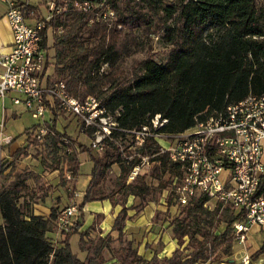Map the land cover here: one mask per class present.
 <instances>
[{
    "label": "trees",
    "instance_id": "16d2710c",
    "mask_svg": "<svg viewBox=\"0 0 264 264\" xmlns=\"http://www.w3.org/2000/svg\"><path fill=\"white\" fill-rule=\"evenodd\" d=\"M96 1L54 0L56 8L64 10L46 23L41 32L42 47L49 50L51 32L54 71L63 75L60 81L66 84L68 93L80 101L97 98L120 130H138L159 115L167 124L158 132L180 134L230 104L264 94V0H106L116 17L110 25L97 20L93 13L73 8L75 3ZM17 5L33 11L36 17L40 15L39 6ZM138 31L156 34L157 40L169 49L167 58L157 62L146 57L132 67L128 76H121L118 65L131 48L138 47ZM49 65L47 62L46 66ZM103 66L106 71H101ZM50 110L52 120L42 125L47 134L41 142L30 140L40 149L41 167L44 171L59 172L60 184L66 186V176L75 183L80 172L79 155L85 154L92 164L89 182L74 226L62 235L60 247L46 239L57 220V209L52 208L47 218L21 211L17 201L23 183L1 192L0 264H107L104 253L111 250L113 242L119 244L116 264H199L209 261L217 251L220 253L212 262L222 264L223 257L232 256L235 237L231 226L236 218L230 207L221 203L209 211L204 207L208 202L205 197L179 207V214L169 223L178 245L170 258L153 257L146 261L138 256L132 243L124 239L128 210L124 206L112 228L114 238L106 235L87 239L102 216H96L95 223L79 233L85 205L109 199L100 189L113 165L120 172L114 186L119 188L123 202L130 196L137 198V209L153 200L152 190L143 180L125 184L141 158L151 157L156 172L166 175L160 182L161 190L170 189L173 178L180 175L179 165L169 162L167 154H160L152 138L135 147L131 159H123V153L131 156L128 149L134 143L116 130L102 141L101 151L97 152L60 133L56 122L62 112L57 108ZM37 128L34 126L33 130ZM94 132V128H89L85 135L93 140ZM127 138L131 139L129 147L124 146ZM72 191L71 195L74 188ZM258 193H264V175ZM222 224L223 231L216 233ZM72 235L79 237V250L86 253L84 260L70 250ZM263 253L261 247L251 255L252 261Z\"/></svg>",
    "mask_w": 264,
    "mask_h": 264
},
{
    "label": "built area",
    "instance_id": "2783aa9c",
    "mask_svg": "<svg viewBox=\"0 0 264 264\" xmlns=\"http://www.w3.org/2000/svg\"><path fill=\"white\" fill-rule=\"evenodd\" d=\"M44 8L45 14L36 17L14 1L7 2L5 19L11 44L9 52L0 55V100L9 99L14 107H22L30 114L38 126L35 139L41 141L47 134L42 125L45 115L54 108L76 118L84 132L95 129L90 147L97 152L113 130L128 135L134 148L152 138L160 154H167L169 162L179 165L180 175L173 178L169 189L177 207H186L199 197L208 199L204 207L209 211L210 203L229 206L236 218L231 230L239 244L246 242L252 227L264 226V193H258L264 175V94L230 104L180 134L158 132L167 124L159 115L138 130H120L97 98L80 101L68 93L63 81L51 76L50 66H46L49 52L42 47L41 32L64 8H56L54 0H47ZM73 8L93 13L108 25L116 20L106 0L75 3ZM3 125L0 122V136L4 143H10L2 134ZM139 169L138 165L133 167L126 184L135 180ZM77 215L76 203L59 210L55 225L61 236L71 231ZM248 260L245 255L242 263L248 264Z\"/></svg>",
    "mask_w": 264,
    "mask_h": 264
},
{
    "label": "rangeland",
    "instance_id": "374dc122",
    "mask_svg": "<svg viewBox=\"0 0 264 264\" xmlns=\"http://www.w3.org/2000/svg\"><path fill=\"white\" fill-rule=\"evenodd\" d=\"M46 0H39V13L45 14V2ZM36 5V6H37ZM138 37V47L131 48L125 58L119 63L118 65V72L121 76H128L130 74V70L132 67L139 61L145 59L146 57H151L152 59L156 60L157 62H164L167 58L168 54V47L163 46L158 40L156 34L146 35L142 32H137ZM53 42V34L51 32L48 33V54H49V66H50V73L51 76L55 80H60L63 78V75H58L55 73V59H54V50L51 48ZM106 66H103L101 71H106ZM100 102V101H99ZM9 106H11L9 104ZM12 107V106H11ZM16 109V111L23 110L22 107H12ZM21 112L19 115L20 118L16 119H9L6 124L4 122L2 128V134L4 137L10 139L9 141H13L12 147H17V144L20 141H23L24 134L27 129H30L32 126L36 124V121L33 120L29 113L25 110ZM18 114V113H17ZM45 118H49V115L46 114ZM48 121H51L49 119ZM56 129L60 133H65L66 135L71 136L72 138L76 139L79 143L90 146L91 139H88L85 135L83 127L80 125V122L69 115H64L63 113L58 116L56 122ZM27 134V133H26ZM163 141V140H162ZM162 143V142H161ZM9 143H4L0 145V193L3 191L11 190L16 184L23 183L22 191L19 195V200L17 201V206L21 211L27 210L26 208L30 205L27 204L34 202L38 199H43L44 196L49 191L48 189H52L53 186H48L50 184H55L59 180L60 177L58 175H50L48 171H44L39 162V152L40 149L36 148L33 144H31L30 140H24L21 145H19L15 150L9 152L8 146ZM131 145V139L127 138V141L124 143L125 147H129ZM131 153L132 157L135 154V148L130 146L128 149ZM19 151L20 153L17 156H12L15 152ZM61 154V152H60ZM125 153H123V159L127 160L130 159ZM264 159V158H263ZM79 161L83 162L82 167V176L79 179V189L80 186L87 181V172H90L92 164L89 161L88 157L85 154H80ZM139 171L134 181L131 182H140L143 180L147 185L150 186L152 190L153 200L158 201L159 199L163 200L166 205L168 206L169 210L163 214L159 218V220L167 221V223H171V221L179 214L180 208L173 202L171 199L170 190H161L160 182L164 181L166 175H161L156 172L155 168L157 167L156 164L152 161L151 157H145L141 159L138 164ZM38 172L40 175H37ZM119 168L117 165H113L109 172L107 173L106 180L101 186L100 192L103 195H107L109 197L110 202L119 203L121 205L126 204L128 201L133 203V205H139V200L137 198H128L124 200L121 197V193L119 192V188L115 187V183L117 177L119 176ZM129 175V174H128ZM128 175L125 179L128 178ZM67 185L69 188H74V183L72 180L67 179ZM82 183V185H81ZM56 188V187H53ZM163 195L164 197H161ZM151 197V196H150ZM148 197V199H150ZM70 200V198H68ZM60 201V199H58ZM70 203V201H69ZM77 204V203H76ZM26 205L27 207H24ZM1 224V219H0ZM224 224H222L216 233H221L224 229ZM263 231L262 234L264 235V226L262 227ZM51 243L55 246L53 239L50 240ZM79 237L78 235H72L69 239V246L72 254H74L78 259L84 260V254L79 250L78 247ZM187 241V240H186ZM185 242L181 249L186 246ZM256 248L257 243L255 239H248L245 245L239 246L236 240L233 241V248L232 252L233 255L231 259H236L235 264H243L241 262V258L244 257L242 254V250H246L247 255L249 257L248 262H252V264H264V253L261 254L256 260L252 261V253L249 251V246ZM260 248L264 247V241L260 243ZM111 250L104 253V259L107 264H116L117 260L115 259L118 254L117 250L119 249V244L117 242H113L111 245ZM220 253V251H219ZM218 251L212 256L210 261L212 262L217 255H219ZM235 254V255H234ZM115 257V258H114ZM229 258L223 257V260L227 262ZM241 262V263H240Z\"/></svg>",
    "mask_w": 264,
    "mask_h": 264
},
{
    "label": "crops",
    "instance_id": "0c3cea01",
    "mask_svg": "<svg viewBox=\"0 0 264 264\" xmlns=\"http://www.w3.org/2000/svg\"><path fill=\"white\" fill-rule=\"evenodd\" d=\"M8 1L11 0H0V55L7 54L9 52V48L11 44V33L7 21L5 19ZM12 1H14L16 4L28 3L33 6H36L37 4L39 5L40 2V0L39 2H37L38 0H12ZM9 104L12 107H14L9 101V99H4L3 101L0 100V122L3 121L5 122V124L9 119L20 118L19 115H21V112H24L23 110L17 112L16 109L9 106ZM47 114L49 115V118H45V122H48L49 119L52 120L53 118V112L50 111ZM36 125L37 123L34 126ZM34 126L26 130L23 137V141L35 139L34 138L35 132L33 130ZM13 141L14 140H12L9 143L10 145L7 147L9 152L15 150L23 142L20 141V143L17 144V147L15 146L13 148L11 145L13 144ZM1 144H4V142L2 141V136H0V145ZM14 154H12V156H14ZM82 167H83V162L80 161V172L74 183V193L72 195H71L72 188H69L67 184L66 186H62L60 184V178H59L57 183L53 185L52 184L48 185L50 187L53 186L56 188L52 187V189H48L51 192H48L43 199H38L31 203L27 202V204L30 205L27 208V210L29 211L28 213L33 214L34 216L47 218L52 208H55L59 211L69 206L71 203H77V205H79L83 193L88 185L89 173H90L87 172L85 174L87 175V181L84 182L83 185L81 183L82 186H80L81 189H79V184H80L79 179H81V176L83 174ZM49 173L50 175L56 174L59 177V172L57 171L49 172ZM36 174L40 175L38 172H36ZM165 190L169 191V189H165ZM161 197L164 196L161 195ZM68 198H70V200H68ZM128 198L133 199L134 197L130 196ZM58 199H60V201H58ZM123 206L128 209L127 219L124 223V229H123L124 239L132 243V247L137 251L138 256L142 257L146 261H150L153 257H157L158 259L170 258L173 252L176 249H178V245L176 240L172 238V232H171L172 229L169 227L167 221L159 220V218L169 210L166 203L161 199H159L158 201L152 200L146 203L145 205H143V207L138 209L136 208L137 205H133V203L129 201L124 205H121L116 202L112 203L110 202L109 199L88 203L85 205L83 209V214L85 216L84 217L85 219L82 228L79 230V233L86 232L95 223L96 216H102L101 220H99L95 225L94 230L90 231L87 239L94 240L97 237H105L106 235H110L114 238L116 234L112 232V228ZM215 206L213 205V203H210V207L212 210H214ZM262 231H263L262 227H252L250 229L247 235V240L252 238L255 239L257 246L256 248H253L252 246L248 245L249 251L254 253L260 249L261 246L260 243L264 241V235L262 234ZM46 239L48 241L53 239V242L55 243L56 247L61 246L60 242L62 236L58 233L55 223L50 227V230L46 233ZM245 243L244 244L238 243V244L239 246H243L245 245ZM241 252L242 254H244V256L247 255L245 249L242 250ZM82 253L84 254V256H86L85 252ZM228 258L229 259L227 260V262L223 260L224 263L222 264H235L236 259H231V256ZM243 258L244 257L241 258V262ZM199 264H214V263L209 260L207 262L199 263Z\"/></svg>",
    "mask_w": 264,
    "mask_h": 264
}]
</instances>
